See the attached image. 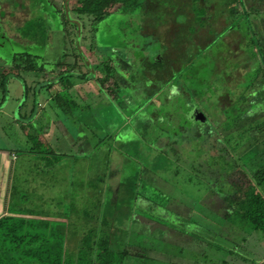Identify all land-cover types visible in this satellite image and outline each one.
I'll return each mask as SVG.
<instances>
[{
	"label": "rangeland",
	"instance_id": "1",
	"mask_svg": "<svg viewBox=\"0 0 264 264\" xmlns=\"http://www.w3.org/2000/svg\"><path fill=\"white\" fill-rule=\"evenodd\" d=\"M12 1L15 0H0V7L3 8V11L0 8V64L10 65L12 58L18 53L39 56L43 53V60L47 63H53L61 60L63 57L61 55L65 52L64 55L66 56L63 57V64L68 65L79 59L82 63L80 69L83 72L91 75L90 71H92V74L99 77L101 74V67L98 64L99 59H92V67L85 62V56L92 53L90 45L94 44L93 49L96 48L103 56L116 58V61L122 64L121 70L123 72H126L125 66L127 64L131 66V74H127V76L129 75L128 79L123 76V82H126L130 88L138 83L140 89L135 88L138 91V96L144 98L141 91H145L147 94L152 93L156 82L153 75L142 73V67H145L144 58L146 56L160 55L161 36L158 35L159 38H155L157 31L161 29L165 36V31L173 25L171 22L174 18L172 19L167 11H162L165 6H168V0H153V3L159 2L161 8L152 7L146 14L144 9L139 8L134 12V16L116 14L112 18L108 17L95 25L96 32H92V25L86 17H81L83 19L80 21L76 20L80 28L78 26L72 27L70 24L67 25L63 21V17L66 19L71 17L68 8L73 7V4L68 3L69 6H62L60 3L63 0H57L56 8L50 5L54 2L45 3L43 0H28V3L24 0L20 2V7L11 8L10 3ZM16 1L19 2V0ZM244 1L247 9L250 3L256 1L263 4V0ZM22 3H24V6H22ZM220 4L222 3L220 2ZM173 7L170 6L171 9ZM108 8L109 12L114 14L119 11L120 4L116 3ZM187 10V8H184L183 11L187 12ZM10 11L15 12L13 17L8 16ZM72 16L76 17L75 14H72ZM260 16L264 17V14ZM175 17H181V19H185V22L191 20L183 16ZM238 17L233 20L235 24L231 36H226L224 40H221L222 35L216 34L215 38L217 39L206 51L201 53L191 52L188 65L189 67L194 66V70H187L183 73L185 68H182L181 76H179L182 82L188 86L186 88L190 95L196 94L199 100L202 101L201 108L205 112V116L201 115L207 119L219 116L223 118L230 117V108H223V106L229 104V100L237 102L242 97V88L250 84L251 81L249 80L254 77V65H248L247 70L242 64L245 63V58L249 57L247 55H252L250 49L252 43L249 39L251 34L249 22L251 19L250 17ZM83 23L85 27H83ZM63 24L66 25L68 31L70 30L68 34L65 31V36L63 31L65 25ZM160 26L163 28H160ZM158 27L159 29L156 30ZM79 33H81V36H78ZM82 36L84 40H82ZM238 38H240V41L237 44ZM112 51L117 52V55L119 54L121 58H118L119 56L117 57ZM111 64L112 66L115 65L114 59H112ZM145 70L147 72L148 68L146 67ZM126 73H129V71ZM176 76H178V73ZM28 80H31V76L27 77ZM21 82H23V76L19 79L13 77L12 80H6L3 89L0 87V98H4L0 107L5 105L4 103H6L5 101L9 95L18 97V102H20L19 98L21 99V95L24 93ZM112 82L113 80L110 79L108 85H111ZM123 82H121V88L124 89L122 91L128 93ZM142 84L144 85V91L141 90ZM19 89H21V92L17 96L16 93ZM168 93L161 97V100L154 101L149 107L145 106L146 109L141 108V110L150 112L159 110L163 112L164 109L172 105L171 102L175 100L178 90L172 87L170 88L171 95ZM46 94V90H42L37 99L41 100ZM66 99L70 100V98ZM137 100L138 102L135 100V105L130 104L127 107L115 104L116 101L111 103L104 94L100 97L91 96L83 101H77L82 115L79 114V116L75 113L74 116H79L81 120H79L81 123L80 128L85 124L91 132H85L86 135H92V152L85 159L89 162L92 161V165L90 163L92 168H88L89 170L85 173V175L92 176V183L84 186L92 188L91 198L81 196L80 192L82 193L84 187L82 188L77 184L78 181L83 183L85 180L83 178L84 168L77 169L74 166L75 161L67 159L68 156L60 160L59 167L49 171L52 178L49 181L54 183H47V188L45 184L40 185L42 181L40 178L43 176L42 170L45 169L43 164L45 163L41 162L40 156L42 155H39L36 151L44 152L48 146L42 142L34 148L32 141L35 139L32 136H40V126L44 123L42 120L34 121L31 124L32 128L29 127L27 133L31 136L30 141L35 152L16 171L12 209L16 211L30 210L40 216L49 217L48 220L59 218L64 221L65 226L67 224L65 242L68 237V244L70 237L73 239L77 238L80 233L82 234V228H85L82 225V213L85 211L90 212L89 218L95 220L93 221L94 225L97 219L102 225L101 229L104 228L103 232L108 231L110 234L112 233L111 228H108L110 224L106 218L104 219V216H112L115 222L128 220L129 226L125 229V232L119 234L121 230L119 226L118 231L109 235L110 249L115 254V264H223V261H231V256L227 254L228 247H231L230 237L237 246H243L242 250H247L246 253H256L255 255L264 256V234L253 229L251 232L247 231L246 229L251 227H244L236 208L232 211H224L223 208H220L222 204L216 199L229 193L230 183L228 182L229 178L225 180L228 171H224V169L228 165H225L224 159L227 155H222L224 150L216 158L210 156H216V152L211 149L210 143L213 142L216 145L214 140H219L215 137L218 133L214 129L215 126L210 127L206 124L203 131L201 130L203 126L200 125V129L186 128V130H178L179 120L172 118V125L175 128L172 125L171 128L165 125V128H167L166 134L160 129L161 120H157L156 123L153 122L151 128L143 134L141 132V120L133 114L139 104L144 105L145 102L143 99ZM241 101L243 103V100ZM15 102V99H10L5 107L9 111H14L17 107ZM219 102V108H223L220 111L216 107ZM90 110L94 115L97 111L99 113L92 117V121H87ZM1 116L2 121L0 124L3 126L4 135L9 137L7 136L8 133L16 134L14 129L18 128V124L12 123L6 114ZM127 118L130 119V125L134 123V121H131L132 119L139 120L136 123L134 132L130 130L131 128L128 130L127 127L124 128L126 125L124 120ZM72 125L76 127L77 121L75 124L70 123V133L77 136V129L74 130ZM181 125L184 127L182 121ZM197 131L201 133L200 137H197ZM239 132L241 133V131L233 132L237 136L231 138L232 144L234 142L240 144L246 139L244 137L240 139ZM252 134L254 135V133ZM17 135L19 136V133ZM111 135L115 136L111 137ZM159 138L163 140L170 139L167 141L171 142L172 148L167 146L164 147V150L162 148V153L158 151L161 149L156 144ZM1 141L4 140L1 139ZM94 144L97 146H93ZM4 145L6 146L5 143ZM62 147L67 149L68 146L63 144ZM17 148L18 151H21L19 146ZM227 148H229L228 155H231V144ZM80 151L84 153L87 150ZM251 151L241 155V158H239L241 161H238L235 156L232 158L235 159L237 164H242V161L246 160L248 162L256 160L253 150ZM114 152L123 154L122 161L116 160ZM78 153L80 152L75 149L67 155L70 156L68 158L78 157ZM171 154L173 155L172 160L169 157ZM167 155L169 158L166 157ZM176 158L181 163L176 164ZM194 163L195 165L197 163L204 164L206 169L204 168L199 172L194 169L188 172L189 169L185 165H193ZM244 166L241 165L242 168ZM213 167L216 169L223 168L222 173L212 176L209 171ZM116 170L119 172L121 189L123 190V186L129 183L132 186L129 188V196H127L124 189L123 195H118V200L112 201L110 200L111 194H108L107 190L103 194L97 193L95 190L100 189L103 183L107 182L109 174ZM256 170L257 167L255 166L249 168L251 174ZM75 171H77L76 177ZM43 190L50 192L48 197L52 200H45L46 195ZM144 190L150 191L151 194L148 197L157 203L153 205L149 202L150 207L148 209L145 208L146 205L139 197L141 193L143 196L145 195ZM185 197L189 198L190 201L187 200V202ZM183 200L186 202H183ZM191 201H193V209H190L188 205ZM103 220L106 222L105 227L103 226L104 223L102 224ZM190 222L194 223L195 226L192 227ZM199 224L202 227L196 226ZM240 226H243L242 228L245 231L243 229L241 231ZM199 228L205 232L200 231ZM201 243H205V245H201ZM3 246L4 244L0 243V248ZM239 263L247 264L246 261L237 260L236 258L232 262V264ZM225 264H231V262L226 261Z\"/></svg>",
	"mask_w": 264,
	"mask_h": 264
},
{
	"label": "trees",
	"instance_id": "2",
	"mask_svg": "<svg viewBox=\"0 0 264 264\" xmlns=\"http://www.w3.org/2000/svg\"><path fill=\"white\" fill-rule=\"evenodd\" d=\"M219 1L222 4H220ZM116 3L120 4L119 12L111 14L108 7H112ZM168 6H165L162 11H167L169 16L172 17V19L174 18L173 22H171L173 25H171L170 29L168 28L167 31H165V36L159 27L156 29L160 30L157 31L156 35L161 36V40L159 39L161 42L160 55H149L144 58L145 67H142L145 71L144 73L153 75L156 83L152 91L153 94H150L152 96L150 98H144L143 100L147 103L153 97L158 98L159 96H163L170 84H174L177 87L179 94L176 96L175 100L171 102L172 105L164 109V112L168 113L167 115L158 112L157 117L154 118L148 110L143 111L146 115H142V119L140 118L141 132L143 134H145V131L149 130L152 123H156L157 120L162 121L160 129L164 133L167 132L165 125L171 128L173 123L171 122L170 116L173 117V114H176V118L179 120L178 130H186V128L200 129V126H202L201 121L194 115L195 112H197V114L199 113V115L202 114L205 116V112L201 108L202 101L199 100L196 94L191 96L186 88L188 86L186 83L184 84L182 82L179 77L181 76L182 68H185L183 73L187 70H194V66L189 67L188 65L191 52L195 51L196 53H201L206 51L217 39L215 38L216 34L222 35L221 40H224V38L229 36L232 32L235 24L233 21L234 18L238 16V18L250 17V14L245 9L244 0H168ZM170 6L174 7L171 9ZM152 7L161 8V5L159 2L153 3V0H76V5L72 9V13L79 18L86 17L92 25L91 30L93 32L96 30L95 25L97 23L110 16L116 14L134 16V12L139 8L144 9L146 14ZM184 8L188 9L187 12L183 11ZM175 16L188 17L191 20L185 22V19L183 20L181 17L177 18ZM68 19L63 17V21L67 25L70 24L74 27L73 23ZM249 26L251 29L249 39L252 43L250 48L252 55H247L249 57H247V59L245 58V63L242 64L247 70L249 66L254 65V77L249 80L251 81L250 84L242 88V97L239 98L237 102L229 100V104L223 106V108H230V117L226 116L223 118L219 116L213 119L208 118L207 120H204L203 117L204 122L202 123L205 124L201 127V130L203 131L207 124L210 125V127L215 126L214 129L218 132L215 137L219 138V140H214L216 145L213 142L210 143L211 149H214L216 152V156L210 155L212 156L211 158L218 157L220 153H222V150H224L222 155H227L224 159L225 165L228 166L224 171H228L226 172L225 180L229 178L228 182L230 186L229 193L225 195L221 201V203L224 204L223 210L232 211L236 208L240 221L244 225L250 226L253 230L260 231L264 234V34H255L252 31L251 23ZM83 27H85V24ZM160 28L163 27L160 26ZM63 31H66L68 34L70 30L68 31L65 25ZM150 35H152V33H150ZM157 36L155 38H159V36ZM239 41L240 38H238L237 44ZM93 45H90L92 52L96 51V48L93 49L95 46ZM75 56L77 57V55ZM98 59V64L101 67V74L99 77L94 78L92 76V78L95 79V82L101 89H104L105 84L112 79L113 88L110 89L108 87L109 91L113 94H119L121 89L120 84L123 80L121 75L116 73V69L119 65L122 66V64L119 63L117 68H115L111 64V58L107 55L103 56L100 52ZM43 65V63H40V57L38 55L29 53L15 54L6 72L0 70V87L3 89L4 83L10 76L17 75L21 78L26 73L34 74L42 71ZM78 65L77 60L70 65L61 63L53 65L57 66V68L60 67V69L62 68L61 66H68V69L59 72V81L63 85L65 91H68L73 86V83L69 79L73 77L72 70ZM81 66L79 65L78 67ZM125 67L129 70L131 69V66H128V64ZM146 67L148 68L147 72L145 70ZM177 73L178 76H176ZM85 75L86 73H82L79 78L83 81H87L89 78H86ZM23 86L25 96L31 91L32 87L26 86L24 80ZM132 87H134V85H132ZM127 90H130V88H127ZM132 90V94L134 95L135 89ZM241 100H243V103ZM61 102L67 104L69 101L65 97L61 99ZM219 104L220 102L216 106L218 111L223 109L219 108ZM141 105L142 104H140L137 109H140ZM169 108L172 113L169 112ZM136 110H134V113ZM146 119L148 120L145 121ZM133 121V124L136 125L138 120L135 121V119H132V122ZM181 121L184 123V127L181 125ZM187 124L190 125L186 126ZM126 127L128 130L130 124ZM172 127L175 128L173 125ZM237 131H241V133L239 132L240 139L242 137L246 139L240 144L238 142L232 144L231 138L237 136L233 132ZM198 132L199 131H197L196 135L200 137L201 133ZM252 133H254V135ZM37 137L38 136H32V138L35 139L32 141L34 148L37 145ZM111 137L113 136L111 135ZM167 140L170 139L167 138ZM167 140L159 138L156 141V144L161 148L158 151H163L165 149L164 147L167 146L172 148L171 142ZM229 144H231V155H228L229 148H227V146L229 147ZM251 150H253L256 160L250 162L246 160L242 161V164H237L235 159L232 158L235 156L238 161H241L239 159L241 158L240 156L246 152H252ZM32 152H35L33 147ZM36 152L39 155L42 153L45 155L49 153L47 150L44 152L38 150ZM166 157H170L172 160L173 155L171 154L169 157L167 155ZM175 162L176 164L181 163L177 158ZM203 165L197 163L195 166L194 163L192 166L193 169L198 170L199 168L203 169ZM241 165H245L244 168H242ZM254 166L257 167V170L251 174L249 168ZM218 169L213 167L210 172L215 175L222 173L223 168L219 167ZM144 191L143 193L147 196L146 198L150 202L156 203L148 197L151 192ZM26 211L32 212L30 210ZM85 213L87 214L88 211H85ZM8 220L7 218L0 220V226L2 224L6 226L4 231L1 232L6 241H4V246L0 248V259L2 262H5V264H115V254L110 249V233L108 231L103 232L104 228L103 230L101 229V224L87 229L82 228V234L80 233L77 238L73 239L70 237L68 244V237L65 242L66 232L63 234L59 232V234H57L55 231L48 232V229L44 230V226L41 225L47 224L49 226V221H47V223H42L35 220V218L28 219L17 217L11 221V224H8ZM102 224L105 227L106 222L103 220ZM62 238L64 241L61 240Z\"/></svg>",
	"mask_w": 264,
	"mask_h": 264
},
{
	"label": "crops",
	"instance_id": "3",
	"mask_svg": "<svg viewBox=\"0 0 264 264\" xmlns=\"http://www.w3.org/2000/svg\"><path fill=\"white\" fill-rule=\"evenodd\" d=\"M261 1V0H260ZM262 3L256 1L253 3H250L249 8H248V13L250 14V23L252 24L251 28L253 29L252 31L257 34V35H263L264 34V17L260 16L262 14H264V1H262ZM260 5V7H259ZM82 40L83 36H82ZM80 49V48H79ZM81 50V49H80ZM98 51V50H96ZM93 51L91 54L86 55L85 56V62L87 63V65H89L90 67H92V59L94 58H99V52ZM81 53V51H80ZM64 53H62L61 56L65 57L66 55H64ZM82 55V53H81ZM39 56V55H38ZM40 57V63H43L44 67L42 69V71L37 72V73H26L23 75L24 77V82L26 83V86L32 87L31 91H29V93L27 95L24 96V93L21 95V99L19 98L18 102V97L16 96H10L8 97V99H6V103H4L5 105L10 101V99H15L16 102V108L14 111H9L5 105L3 107H0V123L2 121V114L3 115H8L10 121H12V123H15L16 125L18 124V128H15L14 130H16V134H7L6 137L4 135V130L2 129V125L0 124V220H4L5 218L9 219L8 220V224H11V221L14 220L17 217H23V218H35V220H37L38 222H46L49 221L50 225L48 226L47 224L45 225H41L44 226V230L48 229V232H56L57 234H59V232L61 234H63L64 232H66V226L64 221L60 220L59 218L53 219V220H48L50 219L49 217H43L42 215H38L36 213L33 212H28V211H16L15 209H12V201H13V197L15 194V188H14V184H15V176H16V171L18 170V168L22 167L21 164H25L26 161H28V157L31 156L34 152H32V143H31V136L27 133V130L29 127L32 128L31 124L34 123V121L36 120H42L44 121L43 124H41V134L40 136H38L37 138V146L40 145L42 142H44L48 147H47V151H49V153L45 154H40L42 156H40L41 162H44L45 164H43V167L45 169L42 170V177L40 178L42 181L40 182V185L43 186V184H45V187L47 188V183L53 184V181H49L52 180L51 176L49 175V171L53 170L57 167H59L60 165V160L63 157H70L69 155H67L68 153L73 152V150H77V152L79 151L80 153L77 154L78 157H72V158H68L74 162V166L77 167V169H80L81 167L84 168L85 172L83 175V178L85 179L83 183H80L75 177L77 175V171H75V177L74 179H76L78 182L77 184L80 187H84L86 185H90L92 183V176L90 177V175H85L86 171L89 170L88 168H92V161H86V157L90 156L89 154L92 152V135H86L85 132H90L87 128V126L85 124L82 125V128H80L81 123H80V118H79V114H81L80 110H79V105H77V101H83L91 96H96V97H100L102 96V94H104L106 96V99L109 100L111 103H113L114 101H116L115 104H121L125 107H127L130 104H136V102H138L137 99H144L141 96H138V91L134 90V95L132 94V92L130 93L128 90V93H123L121 88L122 83L120 84V91L119 94L118 93H112L109 91V88H113L112 84L108 85L109 83L105 84V88L101 89L98 84L95 82V79L97 76L96 74H92V71H90L91 75H89L88 73H86V78H89L87 81H83L79 78V76L83 72L80 67H78L79 65L81 66V60L76 59L77 63L79 64L77 67H75V69L72 70V75L73 77L71 78V82L73 83V86L71 87V89H69L68 91H65L63 85L60 83L59 81V72H63L64 70L68 69V66H61L62 68L60 69V67L57 68V66H53L54 64L57 63H61L63 64V57L61 60L53 62V63H47L43 60V53ZM119 58H121V56H119ZM125 59V58H124ZM75 62V60L73 61V63ZM5 64V63H4ZM72 64V63H71ZM70 65V64H68ZM9 67L8 64H0V70H4L6 72L7 68ZM121 67L116 69L117 73H119L121 75L122 80L123 76L126 79H128L127 74H131V69H127V67H125L127 71H129V73L123 72L121 70ZM90 69V68H89ZM144 69H143V74H144ZM126 73V74H125ZM31 76V80L27 81V77ZM92 76L94 78H92ZM15 77V78H20L17 75H12L10 76L8 79H11ZM150 80V79H149ZM144 82V80H142ZM21 86L23 88V92H24V86H23V82H21ZM113 83V82H112ZM127 88H130L128 86V84L126 82H123ZM142 89H144V85L142 84ZM109 87V88H108ZM173 88L177 87L175 85L172 86ZM171 87V88H172ZM8 88V85H7ZM132 88H138L140 89V87L138 86V83H136V85H134V87ZM42 90H46V95L44 96V98H42L41 100L37 99L38 95L40 94V92ZM1 91V90H0ZM8 92V90H7ZM21 89L18 90V93H16L17 96L20 95ZM141 93L143 94V92L141 91ZM10 94V91H9ZM153 94V93H151ZM169 95L170 94V90H169ZM2 95V92H1ZM66 95V96H65ZM144 96V94H143ZM152 95H150L151 97ZM70 98L69 102L67 104H65L64 102H61V99L63 98ZM137 98V99H135ZM4 101V98H0V106L2 104V102ZM158 101V99L156 100V102ZM141 104V103H140ZM76 108V109H75ZM47 109V111H46ZM145 109V108H144ZM91 111V110H90ZM144 110H141L140 112H142V115H145ZM158 112L160 114H168V113H164V111H159V110H153V111H149V113L151 114L152 117L156 118L158 115ZM169 112H170V108H169ZM10 113V114H9ZM78 114V117H75L74 115ZM99 112L97 111L96 114H98ZM172 113V112H170ZM95 114V115H96ZM82 115V114H81ZM93 115V116H92ZM92 111L88 113V119L87 121H92V117L95 116ZM140 116V118H141ZM146 116V115H145ZM198 117H202V118H198ZM172 118H174L176 120V114H173V117L170 116L171 122L173 121ZM142 119V118H141ZM140 119V120H141ZM197 119L201 120V125L203 121V116L198 113ZM33 120V121H32ZM71 120V121H69ZM80 120V121H79ZM127 121L130 120L129 118L126 119ZM124 120V122H126V125L124 126V128L126 126H128V122ZM204 120H207V118L204 117ZM77 121V128L72 125V128L74 130L77 131V136H75V134H71L70 133V123L71 124H75V122ZM135 121H137V119H135ZM139 121V120H138ZM70 122V123H69ZM120 127V126H119ZM118 127V128H119ZM135 127L136 125L132 124L130 125V130L133 132L135 131ZM23 128V129H22ZM74 131V132H76ZM19 133V136L17 135ZM91 133V132H90ZM113 137L115 135H112ZM10 139V140H6V139ZM4 140L3 142L1 141ZM4 143L6 144V146L4 145ZM63 144H67V149H64L62 147ZM17 146H19V148H21V151H18ZM93 146H97V145H93ZM80 148V149H79ZM96 148V147H95ZM80 150H87L84 153H82L83 151ZM149 150V149H146ZM20 152V153H18ZM115 158L117 161H122L123 158V154L121 155L120 153H115ZM21 157H24L23 159ZM91 163V165H90ZM186 168H188V172L193 169L192 164H187L185 165ZM196 166V165H195ZM203 169L205 168L204 165L202 166ZM76 169V170H77ZM111 169V167H110ZM203 169H198L199 171H202ZM206 169V168H205ZM45 170V171H44ZM92 170V169H91ZM45 172V175H44ZM210 173V171H209ZM212 176L215 175L213 173H211ZM215 177V176H214ZM69 179V178H68ZM72 184V182H71ZM105 185V187H101L100 189L98 188V190H95L97 193L103 194V192H105L106 190L108 191V194H111L110 200H118L117 196L118 195H123L124 189L125 192L127 194V196L130 195V186H132V184H128V185H124L123 186V190L121 189V182H120V176H119V172L118 170L112 172V176H108L107 177V183H103ZM137 185V184H134ZM81 188V189H82ZM103 188V189H102ZM92 188L89 187H84L82 189V193L80 192L81 196H85L86 198H91L92 197ZM81 191V190H80ZM137 193V191H135ZM145 192V191H144ZM43 193L46 195V201H50L52 200V198L48 197V194H50L49 191L43 190ZM132 196V194H131ZM215 196V194H214ZM225 196V195H224ZM224 196L222 197H217V201L221 203V201L223 200ZM139 197L141 198V200L144 202V204L146 205L145 208H149V200L146 198V196H143L142 193L139 195ZM129 199V197H128ZM186 201H190L189 198L185 197ZM212 200V199H211ZM185 200H183V202H186ZM187 201V202H188ZM214 201V200H213ZM152 203V202H151ZM153 205H156V203H152ZM222 204V203H221ZM186 205V204H185ZM189 208L193 209V201H191L189 204ZM185 207V206H184ZM224 204H222V206L220 208H223ZM116 211V210H115ZM170 212V211H169ZM222 212V210H221ZM83 218H82V225L86 226V225H90V226H97L100 225V222L96 219V223L95 225L93 224V221L89 218V216L91 215L90 212H88L87 214L84 212L82 213ZM108 220V223L110 224V228L111 231L114 233L115 231H117L118 227L120 226L121 228V232H125V229L129 226V221L125 220L122 222L119 221H113L112 216L109 215V217L104 216V219ZM141 222V221H140ZM88 223V224H87ZM114 224V225H113ZM190 225L193 227L194 223L190 222ZM112 226V227H111ZM115 226V227H114ZM195 226V225H194ZM201 226V224L196 225ZM243 227V226H242ZM240 226L241 231H245L244 228H242ZM244 227H246V225H244ZM4 228H6L5 224H2L0 226V243L4 244V241H6L2 235L1 232L4 231ZM243 229V230H242ZM198 230V229H197ZM200 231L205 232L204 230H202L201 228H199ZM247 231H253L252 228L246 229ZM238 231V230H237ZM255 231V230H254ZM112 233V234H113ZM255 236V234H254ZM231 239V247H228L229 249L227 250V254L229 256H231V261L226 260L228 263L234 261V259L236 258L241 259L243 261H246L247 264H264V256L261 255H255L256 253H246L247 250H242V247L237 246L234 242H232V238ZM62 241L63 238L61 239ZM207 243V242H205ZM205 243H201V245H205ZM226 251V250H225ZM239 253H236V252ZM233 254V255H232ZM235 254V255H234ZM226 261H223V264L226 263ZM0 264H5V262H2L0 259ZM240 264V263H239Z\"/></svg>",
	"mask_w": 264,
	"mask_h": 264
},
{
	"label": "flooded vegetation",
	"instance_id": "4",
	"mask_svg": "<svg viewBox=\"0 0 264 264\" xmlns=\"http://www.w3.org/2000/svg\"><path fill=\"white\" fill-rule=\"evenodd\" d=\"M22 1H24V0H19V2L18 1H12L10 4H11V8H16V6H19L20 7V2H22ZM26 2L28 3L29 1L28 0H26ZM40 2V1H39ZM43 2H45V3H52V2H54L53 4H50L51 6H55V8H56V5L55 4H57L58 2H57V0H43ZM43 2H42V5H43ZM68 3H70L71 5L73 4V7H70V8H68L69 9V11L71 12L70 14H71V17H69V19L71 20V23H73V25H74V27L76 26H78V22L76 21V20H78V21H80V20H82L81 18H79L78 16H76L75 18H74V16H72V9L75 7V5H76V0H66V1H64L63 0V2H61L60 4L62 5V6H67L68 5ZM23 5L22 6H24V3H22ZM61 6V7H62ZM69 6V5H68ZM1 8V10L3 11V8L2 7H0ZM26 8H27V6H26ZM120 9V8H119ZM247 11H248V9H247V7L245 8ZM5 12V11H4ZM119 12V11H118ZM117 12V13H118ZM6 13V12H5ZM15 15V12H13V11H10L9 13H8V16L10 17H13ZM74 15V14H73ZM67 16H68V13H67ZM111 18H112V16H110ZM60 19H61V17H60ZM75 22V23H74ZM78 28H80L79 26H78ZM76 30V29H75ZM80 32V31H79ZM64 36H65V32H64ZM78 36H81V33H79V35ZM64 38V37H63ZM65 39V38H64ZM112 53L113 54H116L117 55V52H114V51H112ZM110 54V53H109ZM108 54V55H109ZM111 55V54H110ZM118 56H120L119 54L117 55V57ZM109 58H111V63H112V59H114V62H115V65H114V67L115 68H117V66L119 65V61H116V58H113V56L112 57H109ZM119 58V57H118ZM11 63V62H10ZM118 68H120V65H119V67ZM117 68V69H118ZM123 82V81H122ZM120 84V83H119ZM174 84H170V86L168 87V89H167V93L169 92V90H170V88L173 86ZM132 89H135V88H130V90H129V92L131 93V92H133V90ZM143 91H144V89H142ZM165 92V94H167ZM143 94H144V98H150V94H147V92H143ZM165 94H163V96H165ZM179 94V93H178ZM177 94V95H178ZM163 96H161V97H163ZM160 96L158 97V98H152L151 100H149L147 103H145L144 105H142L141 107H140V109H137L136 110V112L133 114L134 116L135 115H137L138 116V118H140V116H141V114H142V112H140L141 111V108L143 109V108H145V106H147V107H149L150 106V104L152 103H154V101H156L157 99L158 100H161L162 98H161ZM176 98V97H175ZM140 105V104H139ZM146 109V108H145ZM194 115V114H193ZM194 116H198V114H197V112H195V115ZM148 119H146L145 121H147ZM132 121V120H131ZM128 123H130V120H128ZM205 123H202V126L204 125ZM129 125V124H128ZM109 176L111 177L112 176V172L109 174ZM107 183V182H106ZM102 187H105V185L103 184V186ZM88 224V223H87ZM89 225H86L85 226V228L84 229H87V228H89V227H93V226H89ZM98 226V225H97ZM95 227V226H94ZM110 228V227H109ZM118 231V230H117ZM113 233V232H112ZM112 233L110 234V235H112ZM121 233V231L119 232V234ZM118 237V236H117ZM111 248V247H110Z\"/></svg>",
	"mask_w": 264,
	"mask_h": 264
},
{
	"label": "water",
	"instance_id": "5",
	"mask_svg": "<svg viewBox=\"0 0 264 264\" xmlns=\"http://www.w3.org/2000/svg\"><path fill=\"white\" fill-rule=\"evenodd\" d=\"M141 118H142V116H141Z\"/></svg>",
	"mask_w": 264,
	"mask_h": 264
}]
</instances>
